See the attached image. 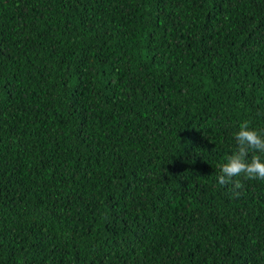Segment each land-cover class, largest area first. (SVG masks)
Instances as JSON below:
<instances>
[{
    "label": "trees",
    "instance_id": "1",
    "mask_svg": "<svg viewBox=\"0 0 264 264\" xmlns=\"http://www.w3.org/2000/svg\"><path fill=\"white\" fill-rule=\"evenodd\" d=\"M243 120L264 0H0V264H264Z\"/></svg>",
    "mask_w": 264,
    "mask_h": 264
},
{
    "label": "clouds",
    "instance_id": "2",
    "mask_svg": "<svg viewBox=\"0 0 264 264\" xmlns=\"http://www.w3.org/2000/svg\"><path fill=\"white\" fill-rule=\"evenodd\" d=\"M235 150L218 165L217 181L222 186H231L229 191L238 198L244 188L243 180L264 181V130L257 131L250 121L243 120L233 134Z\"/></svg>",
    "mask_w": 264,
    "mask_h": 264
}]
</instances>
